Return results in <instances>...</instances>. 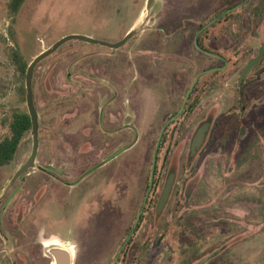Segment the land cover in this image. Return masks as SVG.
Returning a JSON list of instances; mask_svg holds the SVG:
<instances>
[{
  "label": "rangeland",
  "instance_id": "obj_1",
  "mask_svg": "<svg viewBox=\"0 0 264 264\" xmlns=\"http://www.w3.org/2000/svg\"><path fill=\"white\" fill-rule=\"evenodd\" d=\"M10 1L0 0V140L10 133L15 113H29L27 94L22 91L26 78L10 57L12 47L31 63L69 35L115 43L131 30L138 32L113 53L106 45L71 39L36 66L33 88L40 121L36 167L13 181L32 153L31 128L14 159L0 167V206H34L27 212L25 226L27 222L39 225L40 239L50 244L47 254L55 247L70 248L73 264H112L124 243L119 264H198L205 258L201 264H264V72L249 83L242 116L235 99L241 70L256 51L245 50L243 64L227 73L232 78L214 84L218 119L197 157L192 161L188 157L196 125L179 134L176 128L169 129L161 150V158L169 161L160 170V181L163 185L169 169L176 168L173 195L162 214H157L159 194L154 196L143 213V223L127 242L141 210V194L124 199L118 181L105 180L99 189L90 186L80 204L67 214L63 210L66 192L62 191L66 187L41 167L51 164L62 170L66 164L77 177L80 167L89 171L95 165L93 131L86 128L93 112L94 86L102 81L99 78L108 80L112 59L123 70L133 68L137 75L130 49L157 40L161 0L150 10L148 0H27L16 16L9 11ZM263 40L264 35L246 36L244 42L256 49ZM261 68L264 65L251 73L252 78ZM242 126L246 134L241 141ZM153 147L141 141L131 151V187L141 170L150 169ZM104 175L108 176L107 171ZM92 179L90 175L87 180Z\"/></svg>",
  "mask_w": 264,
  "mask_h": 264
},
{
  "label": "flooded vegetation",
  "instance_id": "obj_2",
  "mask_svg": "<svg viewBox=\"0 0 264 264\" xmlns=\"http://www.w3.org/2000/svg\"><path fill=\"white\" fill-rule=\"evenodd\" d=\"M156 1L158 0L154 3ZM159 3L157 15L161 25L157 29V40L138 43L135 48L131 45L134 48L130 51L133 52L137 75L134 76L133 68L126 66L123 70L117 59H112L108 80L99 78L102 81L98 80L94 86L93 112L91 122H87L86 128L93 131L94 157H98L95 165L89 171H83L84 166L80 167L81 173L77 177H74L76 171L67 170L66 164L62 165V170L54 169L51 164L41 167V171L69 188L62 189L66 192V206H63V210L67 214L80 204L90 186L94 190L99 189L105 180L109 183L118 181L123 193L120 195H125L124 199L130 194L133 195V200L141 194V210L136 215L127 242L129 239L131 241L143 223V213L147 206L152 205L156 194H159L156 203L159 206L171 174H174L175 179L166 206L173 195L178 177L176 168L169 169L163 185L160 181V170L169 161L167 157L164 160L161 158V150L169 129L174 127L179 134L180 131L186 132L196 125L188 157L191 161L197 157L208 142L212 127L218 119L212 97L214 84L227 83L232 78L227 73L242 62L245 50L256 51L250 58L252 59L264 42L260 41L256 49L246 46L244 42L246 36L264 35V0H161ZM126 45L127 42L119 48ZM118 49H113L112 53ZM246 64L239 75L238 93L235 96L240 116L247 109L249 83L260 79L264 68L258 70L253 78L251 73L259 65H264V57L240 83ZM203 112L204 117L197 120L198 115ZM79 115L77 113L75 118ZM83 115L81 117L84 119ZM225 118L227 116L220 120ZM203 125L209 126L206 141L192 157V139ZM240 131L239 138L242 141L246 128L242 126ZM143 132L146 138L143 137ZM141 141L154 145L150 169L141 170L135 178L136 181L134 180V187H131V151ZM156 150L155 169L152 171ZM105 171L108 176L104 175ZM90 175H93L92 181L87 180ZM128 201L129 199L125 204ZM32 208L34 206H0V264H54L53 254L46 252V247L50 244H44L39 237V225L27 222V228L24 224L27 221V212ZM138 216L140 218L136 224ZM125 245L124 243L117 250L112 264L116 258V264H119Z\"/></svg>",
  "mask_w": 264,
  "mask_h": 264
},
{
  "label": "water",
  "instance_id": "obj_3",
  "mask_svg": "<svg viewBox=\"0 0 264 264\" xmlns=\"http://www.w3.org/2000/svg\"><path fill=\"white\" fill-rule=\"evenodd\" d=\"M155 0H148L147 4V9L150 10L152 7V4L154 3ZM138 31L137 30H131L128 32L123 39H121L118 42L115 43H109V42H103L100 41L96 38H93L91 36L87 35H79V34H73L66 36L56 43H54L49 49L46 51L40 53L37 55L34 60L30 63L28 69H27V74H26V89H27V105L29 108V114L31 116V121H32V133H33V149L32 153L27 160V162L15 173L13 177V181L17 180L22 174H24L26 171L32 169L34 170L36 166V160L39 152V147H40V122H39V113L36 108L35 104V96H34V88H33V76H34V71L36 66L45 58L53 54L63 43H65L68 40L71 39H81L84 40L88 43H98V44H103L108 47H111L113 49H118L120 46L124 45L130 38H132ZM264 57V42L260 46L258 53L256 56H254L252 59L248 61L246 64L241 77H240V83L243 81V79L246 77V75L249 73V71L255 67ZM215 70V69H212ZM211 70V71H212ZM192 90V89H191ZM190 90V91H191ZM209 132V126L203 125L201 126L195 133L193 139H192V144H191V156H195L197 152L202 148L206 141V137ZM159 146V143L157 147ZM156 152L155 151V156H154V163L152 166V171L155 169V162H156ZM174 174H171L170 177L167 180V183L164 187L163 193L160 198L159 206H157V214H162L163 210L166 207V204L170 198L172 188H173V183H174ZM140 216V215H139ZM136 220V224L139 221V217ZM121 252V249L119 250V253ZM50 253L53 254L55 261L54 264H73V258L74 254L73 251L67 247H55L50 250ZM208 258H205L201 260L198 264H201L205 261H207ZM117 258L115 259L113 264H116Z\"/></svg>",
  "mask_w": 264,
  "mask_h": 264
},
{
  "label": "trees",
  "instance_id": "obj_4",
  "mask_svg": "<svg viewBox=\"0 0 264 264\" xmlns=\"http://www.w3.org/2000/svg\"><path fill=\"white\" fill-rule=\"evenodd\" d=\"M27 0H11L9 11L16 16ZM12 61L16 64L23 78H26L30 63L18 48L12 47L10 52ZM27 94V89H22ZM10 133L0 140V167L13 160L26 133L32 128L31 116L27 112L15 113L9 123Z\"/></svg>",
  "mask_w": 264,
  "mask_h": 264
}]
</instances>
